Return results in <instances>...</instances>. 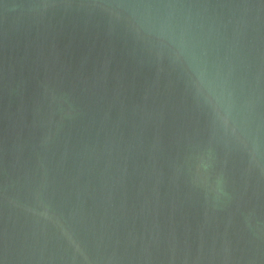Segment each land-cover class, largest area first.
<instances>
[{"label": "water", "instance_id": "water-1", "mask_svg": "<svg viewBox=\"0 0 264 264\" xmlns=\"http://www.w3.org/2000/svg\"><path fill=\"white\" fill-rule=\"evenodd\" d=\"M0 264H264V0H0Z\"/></svg>", "mask_w": 264, "mask_h": 264}]
</instances>
